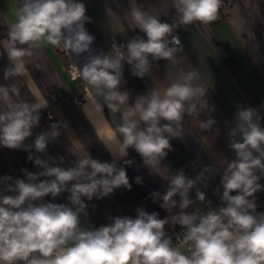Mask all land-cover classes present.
Instances as JSON below:
<instances>
[{"label":"clouds","instance_id":"1","mask_svg":"<svg viewBox=\"0 0 264 264\" xmlns=\"http://www.w3.org/2000/svg\"><path fill=\"white\" fill-rule=\"evenodd\" d=\"M220 5L221 0H176L177 15L172 23L131 6L127 15L144 35L113 43L109 51L90 56L80 77L96 89L110 111H120L130 100V93L121 90L126 82L124 64L130 66L133 76L144 78L153 61L174 57L180 44L174 29L196 21L211 23ZM86 11L82 0H23L6 39L0 40L10 65L4 69V80L23 75V57L44 43L59 46L63 41L64 48L76 54L90 51L95 37L85 27L90 22ZM199 78L193 69L162 95L151 89L136 96L130 110L122 113L118 129L122 139L106 138V144L118 146L116 154L106 148L111 162H101L89 153H72L76 159L69 167L63 166L64 156L48 155L49 144L58 142L61 135L58 122L33 133L40 127L48 101L38 96L30 102L21 97L15 83L0 84L4 105L0 110V146L28 152L27 161L39 169H21L24 178L0 177V264H264V213H257L256 197L264 191L260 183L264 179V127L258 110L251 107L237 109L235 125L227 134L234 157L220 161L222 173L216 192L222 206L218 210L203 215L187 211L195 202L190 191L210 170L207 165L196 179L182 169L177 171L163 193L150 194L153 202L160 200L159 207L169 213L164 218L159 212L138 207L134 218L109 217L111 222L99 227L81 224V216H88V202L121 187L131 190L126 166L133 161L127 158L128 149L139 154L144 167L155 170L173 150L171 140L183 139L185 114L214 110L205 99L208 89L195 83ZM92 103L93 109L102 113L103 106ZM137 115L139 120L133 118ZM216 124L209 117L201 120L199 127L211 131ZM30 137H34L32 143H25ZM135 182L140 184L141 177H135ZM64 193L68 194L66 203L51 202ZM49 196L51 201L45 200ZM196 199L205 200V193L198 188ZM169 223L186 229L183 242L188 254L173 245L165 231Z\"/></svg>","mask_w":264,"mask_h":264},{"label":"crops","instance_id":"2","mask_svg":"<svg viewBox=\"0 0 264 264\" xmlns=\"http://www.w3.org/2000/svg\"><path fill=\"white\" fill-rule=\"evenodd\" d=\"M23 0H0V40L16 20V12ZM86 6V15L90 22L85 25L95 37L91 50L76 54L66 50L63 41L59 46L46 43L29 49L30 54L23 57L25 70L21 76L5 81L3 72L9 65L4 49L0 47V84L15 83L21 97L30 102L40 96L48 101V107L41 112L40 127L33 129L34 135L49 127L53 122L60 125L61 135L58 142L48 146V155L65 157L64 167H69L76 157L72 153H89L101 162H111L113 154L118 152L115 143H107V137H120L118 129L122 124V113L130 110L136 96L156 89L161 95L172 83L181 80L187 72L196 70L199 80L208 93L205 99L213 111H204L200 115L185 114L183 119V139H172V151L155 170L144 167L142 158L133 149H128V159L133 161L126 166L132 184L131 190L118 188L113 194L88 202V216H81L83 227H99L110 223L109 217H135L138 207L148 212H159L164 218L169 213L159 207L160 200L153 202L151 193H163L171 177L183 170L190 178L196 179L205 166L210 170L197 181L196 188L190 191L195 202L188 212L208 202L212 189L219 186L222 168L220 161L234 157L228 148V131L235 125V114L239 107H251L258 110L264 127V0H226L221 17L211 23L181 25L176 28L180 45L170 60L153 61L150 72L139 78L131 74L130 66L124 64L121 90L130 93L128 104L117 112L110 111L103 97L96 89L89 87L85 101L78 106L74 93L78 81H84L79 73L90 56L107 52L110 42L118 40L126 43L136 35L143 36L137 25L127 15L133 5L164 22L172 23L176 18V0H82ZM146 38V37H145ZM27 48V45H18ZM75 77V78H74ZM15 99V97H13ZM93 100L103 106V111L93 109ZM4 108L0 102V110ZM47 114L52 116L51 122ZM214 118L217 124L211 131L199 127L201 120ZM139 120L138 115L133 117ZM217 128L219 135H217ZM30 137L25 143H32ZM28 152L11 150L0 146V177L10 175L24 178L21 169L37 172L32 162L27 161ZM43 155V154H41ZM44 158H47L44 156ZM122 163V162H121ZM141 177V183L135 177ZM197 188L205 193L203 202L196 199ZM67 193L62 194L55 203H66ZM178 211L174 209L173 212ZM264 213V206L257 209ZM169 224H166L167 227ZM23 264V262H18Z\"/></svg>","mask_w":264,"mask_h":264},{"label":"built area","instance_id":"3","mask_svg":"<svg viewBox=\"0 0 264 264\" xmlns=\"http://www.w3.org/2000/svg\"><path fill=\"white\" fill-rule=\"evenodd\" d=\"M225 3H226V0H221V5H220L219 10L216 14V17H221L222 8L225 6ZM199 23H200L199 21H196V22L191 23V25L197 26ZM173 35L178 36L176 29H174ZM178 38H179V36H178ZM179 41H180V39H179ZM113 43H117L119 45V44H122L123 42H120L118 40H114V41L110 42V47L112 46ZM77 85H78V88H77L76 92L74 93V101L78 106H80L85 101V94L88 91L90 85H88L85 81H82V80H79ZM50 116H51L50 114H47L48 119ZM51 118H52V116H51ZM49 120L51 122V119H49ZM260 183L264 184V179H262L260 181ZM218 187L219 186H216L212 189V197L208 202L200 205L199 207H197L196 209H194L190 212H195L199 215H203V214L207 213L208 211L218 210L219 206H222L221 201L219 200V194L216 192V189ZM256 197H257V204H258L257 209L262 208L264 206V191L256 193ZM165 231H166L167 235L172 238L173 245L178 247L185 254H188V252H189L188 245H186L183 242V234H184V232H186V229L182 228L179 225L170 224L167 227H165Z\"/></svg>","mask_w":264,"mask_h":264}]
</instances>
